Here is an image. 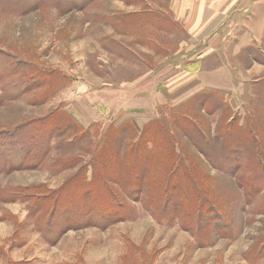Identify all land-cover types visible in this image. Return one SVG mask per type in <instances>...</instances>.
<instances>
[{"label": "rangeland", "instance_id": "rangeland-1", "mask_svg": "<svg viewBox=\"0 0 264 264\" xmlns=\"http://www.w3.org/2000/svg\"><path fill=\"white\" fill-rule=\"evenodd\" d=\"M179 13L0 0V264H264V18Z\"/></svg>", "mask_w": 264, "mask_h": 264}, {"label": "crops", "instance_id": "crops-1", "mask_svg": "<svg viewBox=\"0 0 264 264\" xmlns=\"http://www.w3.org/2000/svg\"><path fill=\"white\" fill-rule=\"evenodd\" d=\"M175 4L180 19L194 35H200L208 27H221L244 11H253L264 18V0H175Z\"/></svg>", "mask_w": 264, "mask_h": 264}, {"label": "trees", "instance_id": "trees-1", "mask_svg": "<svg viewBox=\"0 0 264 264\" xmlns=\"http://www.w3.org/2000/svg\"><path fill=\"white\" fill-rule=\"evenodd\" d=\"M34 2H28V1H26V2H23L22 3V6H20V8L22 9V8H25V7H27V5L30 7L32 4H33ZM23 5H24V7H23Z\"/></svg>", "mask_w": 264, "mask_h": 264}]
</instances>
